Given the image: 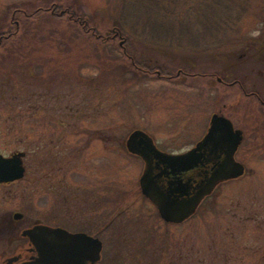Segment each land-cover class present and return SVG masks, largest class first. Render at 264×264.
I'll use <instances>...</instances> for the list:
<instances>
[{
    "label": "rangeland",
    "instance_id": "1",
    "mask_svg": "<svg viewBox=\"0 0 264 264\" xmlns=\"http://www.w3.org/2000/svg\"><path fill=\"white\" fill-rule=\"evenodd\" d=\"M139 1L147 8L137 0H0V152L23 153L26 167L5 189L7 206L24 214L23 226L55 221L98 237L101 264H264V106L219 82L237 79L264 96V0H251L219 33L193 17L160 46L136 41L149 72L130 66L120 34L95 38V30L112 38L120 17L145 19L172 2ZM187 1L179 11L204 10ZM56 4L88 18L93 33L43 15ZM39 6L44 17H30L25 32L21 23ZM125 24L133 27L131 18ZM216 112L245 127L236 159L246 172L220 184L186 222L166 223L141 191L146 167L126 140L143 130L161 150L182 153Z\"/></svg>",
    "mask_w": 264,
    "mask_h": 264
},
{
    "label": "water",
    "instance_id": "2",
    "mask_svg": "<svg viewBox=\"0 0 264 264\" xmlns=\"http://www.w3.org/2000/svg\"><path fill=\"white\" fill-rule=\"evenodd\" d=\"M242 141V132L234 129L231 120L214 114L205 137L185 153L161 151L143 130L132 132L125 148L145 163L140 178L142 193L166 222L181 224L196 213L220 183L245 174V166L235 159ZM22 156L18 153L6 158L0 153V183H13L25 176ZM199 168L203 171L194 184L195 174L182 179L183 173ZM163 177L169 178L166 187L160 183ZM25 235L35 244L38 256L24 264H100L103 243L86 233L40 225L26 230Z\"/></svg>",
    "mask_w": 264,
    "mask_h": 264
},
{
    "label": "trees",
    "instance_id": "3",
    "mask_svg": "<svg viewBox=\"0 0 264 264\" xmlns=\"http://www.w3.org/2000/svg\"><path fill=\"white\" fill-rule=\"evenodd\" d=\"M172 2L169 3L165 9L166 11L164 13L158 11L157 15L151 16L150 12L148 14H144V16H148V18L142 19L143 14H127L128 17H120L125 23L128 21L129 18H131V21H133V24L130 29L129 26L123 22H115V27L110 31V34L112 35V38L106 37L104 38L101 34L98 33L97 30H95L97 39L104 40V41H112L114 42L115 37L122 36L124 39H126V53L123 55H126L128 58L133 59L134 63L130 66L135 69L141 70V72L151 71L153 70V67L151 64L148 63H139V60L136 51L134 50V43L137 41L140 44L144 45H153L160 46L161 41H165L166 35L171 38V34L174 29H180L183 33L185 32V26L183 25V21L185 18H188L189 20L193 17H195L197 20H199L200 24H203L205 28L206 26L204 23H211L216 30L217 33H219L222 29L223 24L228 23L226 26L231 25L233 23H236L238 19H240L241 15L244 13V11L249 10L251 7V0H198L196 4H194L191 0L187 1V6L189 9H194V7H198L199 10L204 9L203 11H200L199 13H191L190 12H181L179 11L181 7L183 6L181 0H171ZM137 2L142 5L143 7H146V4L140 2L137 0ZM147 4L150 5V2L147 1ZM134 6V5H133ZM123 9H128L125 4H123ZM184 7V6H183ZM185 8V7H184ZM44 10L43 7L39 6L37 11L29 16L28 18H25V20L21 23L22 25H26V31L29 30L28 21L30 17H36V18H43L45 15H48L47 18H50L51 20H54L56 22H60L64 19V17H67L68 22L73 24L74 26L80 27V29H85L88 32L94 31L93 28H90L88 25H91V21L87 19H84V17L80 16V13L73 10L71 6L64 8L60 5L56 6L54 5L52 8H48L45 11L47 13L45 14H37ZM207 10V11H205ZM49 12V13H48ZM141 19H139V18ZM134 19V20H133ZM33 20V19H32ZM163 23H166L168 26H170V29L165 31V29H162L161 26L165 25ZM184 28V29H183ZM224 31V30H223ZM21 31L18 29L14 33H9L7 38H5L3 35L1 36L4 38V41L11 39L13 36H18ZM86 32V33H88ZM176 32V31H175ZM94 33V34H95ZM178 36L179 33L176 32ZM5 35V34H4ZM23 34H21V37ZM88 37V36H87ZM152 54V52H149ZM130 56V57H129ZM131 61V60H130ZM160 70V69H156ZM155 70V71H156ZM161 71V70H160ZM162 74V71H161ZM178 77V76H177ZM262 96L261 94H259ZM264 97V96H263Z\"/></svg>",
    "mask_w": 264,
    "mask_h": 264
},
{
    "label": "flooded vegetation",
    "instance_id": "4",
    "mask_svg": "<svg viewBox=\"0 0 264 264\" xmlns=\"http://www.w3.org/2000/svg\"><path fill=\"white\" fill-rule=\"evenodd\" d=\"M219 82L225 85H229V87H234L235 85L239 86L243 94H245L246 96H250V98L255 97L257 102L260 105L264 106V98L260 96L257 91L247 92L244 88V85L239 80L235 79V81L233 82H225L221 79L219 80ZM219 114L223 115L221 113ZM224 116H226V119L228 118L232 121L235 130H240V132H242V138L247 137V131L245 127H238L234 119L227 113ZM13 154L11 153L10 155H3L5 157H11V155ZM202 171V168H199L188 173H183L182 179L183 176H185L186 179L187 176L195 174L194 179L192 180V183L194 184L200 179ZM168 180L169 178L163 177L160 179V183L166 187L168 184ZM17 183L18 181H14L13 183H0V264H24L33 261L38 256V251L35 244L31 240L29 235H25L26 230L33 229L40 225H46L53 228H64L60 225H54L56 223L55 221H52L50 223L35 221L32 225L23 226L24 214L20 211L11 210V208L7 206L6 201L7 196L5 193V189L10 186H14Z\"/></svg>",
    "mask_w": 264,
    "mask_h": 264
}]
</instances>
